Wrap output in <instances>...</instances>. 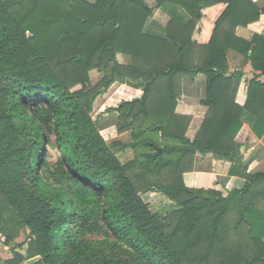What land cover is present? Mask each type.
Instances as JSON below:
<instances>
[{"label":"trees","instance_id":"16d2710c","mask_svg":"<svg viewBox=\"0 0 264 264\" xmlns=\"http://www.w3.org/2000/svg\"><path fill=\"white\" fill-rule=\"evenodd\" d=\"M153 2L0 0V235L12 254L3 264H264V214L256 207L264 203V171L246 173L243 187L225 195L210 177H186L197 153L240 160L243 113L255 119L256 138L264 134V37L235 35L264 7ZM154 8L180 10L187 20L178 16L152 34ZM230 50L254 72L243 106L235 96L244 73L229 71ZM94 70L101 78L92 86ZM198 75L207 110L190 140L191 117L175 107L182 78ZM138 81L139 98L103 110L118 112L116 131L129 132L131 143L106 142L91 117L94 101L115 83ZM127 148L133 159L122 165L116 154ZM139 183L179 209L152 213ZM21 230L24 255L14 241Z\"/></svg>","mask_w":264,"mask_h":264},{"label":"crops","instance_id":"0c3cea01","mask_svg":"<svg viewBox=\"0 0 264 264\" xmlns=\"http://www.w3.org/2000/svg\"><path fill=\"white\" fill-rule=\"evenodd\" d=\"M90 3H94L96 0H86ZM145 1V0H144ZM257 5L258 8L264 7V0H250ZM146 2V1H145ZM153 3V6L149 3ZM146 4L150 7H154V2L149 1ZM180 16L182 21L187 20V17L176 9H162L154 8L153 15L146 25V30H149L152 34H161L162 28L170 20H176ZM151 27V28H150ZM235 35L241 39L249 41L252 36L259 35L264 37V15H260L259 20L246 27H237L235 29ZM119 57L117 56L119 62ZM126 58V57H125ZM227 60L229 64V71L237 70L242 71L244 76L239 84L235 103L239 106H243L246 100L247 81L252 78L253 71L250 63L246 62L243 56L230 50L227 52ZM127 65L129 63H121ZM259 80L264 82V76L259 77ZM143 82H127L125 84H113L108 93L100 97V105L108 106L109 102L116 100L122 94L127 96L140 97L142 95ZM205 97V77L202 75L196 76L194 79L182 78L181 80V92L177 99L175 107V113L179 115H185L191 117V122L188 126L186 136L191 140L199 130V127L203 121V117L207 108L200 105V102ZM110 108V107H108ZM255 119L249 116L247 113H243L241 116L242 127L238 132L235 142L240 145V160L236 162H230L227 160L215 159L211 154L201 155L197 153L194 157L192 172L186 175L187 178L193 181L199 177H210L212 181H215L219 188L221 187L223 195L230 190H238L243 187L246 182V173L255 174L264 171V134L262 138L257 139L252 132V126ZM100 135L106 142L118 140L123 134L118 135L116 127H97ZM105 137H104V136ZM132 160V159H131ZM246 167V170H245ZM256 207L264 214V203H257ZM27 230H21L19 236L14 240L16 243H22V248L16 251L24 255L26 250ZM5 239L0 235V246L3 244V251H6L7 256L0 255V264L8 259L12 258L11 247L6 245ZM264 242V239H263ZM6 255V254H5ZM21 264H28L24 261Z\"/></svg>","mask_w":264,"mask_h":264},{"label":"rangeland","instance_id":"374dc122","mask_svg":"<svg viewBox=\"0 0 264 264\" xmlns=\"http://www.w3.org/2000/svg\"><path fill=\"white\" fill-rule=\"evenodd\" d=\"M145 1L147 3H149V1H152V0H145ZM149 5L153 6V3L151 2V3H149ZM128 61H129L128 58L119 57V62H121V63H128ZM89 77H90V84L92 86H94V85L98 84V82L100 81L101 75L97 71L94 70V71L90 72ZM107 93H108V90L105 94H107ZM103 95L97 97L93 103V110L91 113V117H92V120L94 121V123L96 124V127H116L117 123L119 122L118 112L111 111L107 114H104L103 110H105L108 107L118 108L122 102H127V101H131L135 98H139V97L127 96V95L124 96V94H122L116 100H113L112 102H109V104H106L108 106H103V105H100V100H99L100 97H102ZM123 135L124 136L120 137L117 141H119V143H121V144L131 143L129 132H126ZM116 156H117L119 162L122 165H124V164L128 163L131 159H133V152L130 148H127L123 151L117 152ZM56 157H57V153L54 152L53 150H49V157L47 158L48 161L53 163ZM134 172L139 174L141 172V170L134 169ZM148 178L151 181V184L158 180V177H149L148 176ZM140 183H141V181H140ZM140 183L137 184L139 189L142 191L140 193V197L145 203L148 204L149 210L152 213H156L160 216H165V215H168V214L179 209V206L175 202L168 199L162 193L157 192V190H155V189H150L146 192H143V189L146 187V185L145 184L141 185ZM151 184H149V186H151ZM189 184L192 185L193 182L191 181V182H189ZM235 216L236 215L234 213H231V214H229V217L227 218V222H228L231 233H233L232 226H233V223L235 221ZM233 239H236V238H233ZM5 252L6 251H3V244H1L0 255H3L4 257L7 256V253H5ZM196 253H202V251L198 250ZM211 262H213L212 258H211ZM1 264H3V262H1ZM192 264H197V263H192Z\"/></svg>","mask_w":264,"mask_h":264},{"label":"built area","instance_id":"2783aa9c","mask_svg":"<svg viewBox=\"0 0 264 264\" xmlns=\"http://www.w3.org/2000/svg\"><path fill=\"white\" fill-rule=\"evenodd\" d=\"M26 34H28V32H26Z\"/></svg>","mask_w":264,"mask_h":264}]
</instances>
